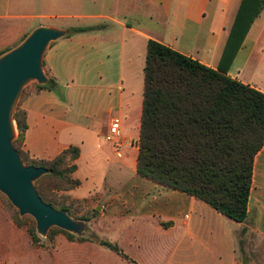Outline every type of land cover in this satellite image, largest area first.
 <instances>
[{"label":"crops","instance_id":"1","mask_svg":"<svg viewBox=\"0 0 264 264\" xmlns=\"http://www.w3.org/2000/svg\"><path fill=\"white\" fill-rule=\"evenodd\" d=\"M240 3L0 0L8 31L20 28L5 53L40 26L87 28L50 43L42 59L48 81L19 97L27 124L22 149L30 159L45 161L70 147L79 149L73 162L79 185L67 193L87 202V227L120 250L59 237L55 252L66 247L67 257H45L27 229L3 213L0 264H44L45 259L53 264H264V145L254 158L244 222L137 173L148 41L218 69ZM227 75L264 93V7ZM115 120L121 159L105 139ZM245 254L250 256L242 262Z\"/></svg>","mask_w":264,"mask_h":264},{"label":"trees","instance_id":"2","mask_svg":"<svg viewBox=\"0 0 264 264\" xmlns=\"http://www.w3.org/2000/svg\"><path fill=\"white\" fill-rule=\"evenodd\" d=\"M263 7L264 0H241L218 69L152 39L147 43L144 65L137 173L194 196L237 222L247 219L254 158L264 145V93L229 77L227 71ZM86 30L77 27L69 30L68 36ZM14 120L18 129L14 147L23 163L49 170L35 183L40 198L74 218L67 207H57L46 198L39 183L44 177L69 180L67 173L76 168L70 163L79 157V149L70 147L49 161L30 159L22 149L26 113L18 106ZM70 182L69 190L79 185L74 178ZM9 216L18 227H27ZM80 220L88 222L90 217ZM26 229L32 243L41 247L35 225ZM65 235L69 240L93 241L120 253L115 244L89 227L78 237ZM47 238L52 240L51 230Z\"/></svg>","mask_w":264,"mask_h":264},{"label":"water","instance_id":"3","mask_svg":"<svg viewBox=\"0 0 264 264\" xmlns=\"http://www.w3.org/2000/svg\"><path fill=\"white\" fill-rule=\"evenodd\" d=\"M68 33L67 30L40 26L16 48L0 57V191L18 209L20 215H31L38 234L46 236L52 227L82 235L87 226L74 220L66 211L44 203L34 181L48 174L44 167L26 166L13 145L15 134L8 121L23 87L31 80L39 84L48 81L42 69L43 54L51 42ZM15 121V120H14Z\"/></svg>","mask_w":264,"mask_h":264},{"label":"rangeland","instance_id":"4","mask_svg":"<svg viewBox=\"0 0 264 264\" xmlns=\"http://www.w3.org/2000/svg\"><path fill=\"white\" fill-rule=\"evenodd\" d=\"M14 1L18 2V0H14ZM52 28H58V27H52ZM8 29H9V25H7V23H5L4 20L0 19V54L5 53L7 51L6 49L11 48V44H13V43H11V40L14 39V37L18 36L17 33L20 30L19 27H16L14 30L15 33H12L13 30L11 32H9ZM58 29L67 30L66 28H58ZM71 29H69V30H71ZM69 30H67V31H69ZM22 38H23V36H22ZM42 69L45 73L43 63H42ZM38 84L39 83L37 80L29 81L23 87L19 97L23 96L27 91H29L31 89L34 90ZM18 102H19V100H18ZM18 102L16 104L15 111H16ZM15 128H16V130H18L17 126H16V122H15ZM17 137H18V134H15V138L13 139V145H14V141ZM18 145H19V143H18ZM70 165H73V162H71ZM67 177L69 178V180L66 178L64 179V178H58V177H44L41 180V182L39 183V188L41 189L43 195L46 198L50 199L57 207H67L68 210L70 211V213L72 214V216H74V218L72 217L74 220L84 222L86 225V222L83 220H80V218H83V217H86L87 215H89V210L87 209L88 204L85 201L73 200L71 198V196L67 193L69 191V188L72 187V183L70 182V179L73 180V173L68 172ZM36 181H34L35 187H36V184H35ZM66 189H68V190H66ZM3 213L8 215V216L10 214L12 217H16V219H18L19 221H23V223L28 228H31V226L34 224L35 229H36L35 219L31 215H20L18 209L11 203V201L7 198V196L0 191V217H1V214H3ZM50 230H51L52 240H49L47 238L48 234L46 236H42V235L38 234L37 229H36L37 234L41 238V240H40L41 244L40 245H42L41 247H38V248H41L44 250V253H45L44 256L45 257L58 256L61 258H66L67 257V251H68L66 247H62L57 252H55V249H56L57 243H58L57 239L59 237H62L68 241L69 239L67 238L65 233H70L76 237H78L80 235L76 234V233H71V232L65 231V230L60 229L58 227H52ZM50 230L48 231V233L50 232ZM86 235H89V233H87ZM70 241H75V240H70ZM247 256H250V255L245 254L244 259H242V262L247 260V258H246ZM260 256H262V255H259V257ZM44 264H53V263H50L47 261V259H45Z\"/></svg>","mask_w":264,"mask_h":264},{"label":"built area","instance_id":"5","mask_svg":"<svg viewBox=\"0 0 264 264\" xmlns=\"http://www.w3.org/2000/svg\"><path fill=\"white\" fill-rule=\"evenodd\" d=\"M119 137H120V125L118 121H112L105 134V139L108 143L115 147V157L121 159L123 157L122 150L119 148Z\"/></svg>","mask_w":264,"mask_h":264},{"label":"bare ground","instance_id":"6","mask_svg":"<svg viewBox=\"0 0 264 264\" xmlns=\"http://www.w3.org/2000/svg\"><path fill=\"white\" fill-rule=\"evenodd\" d=\"M8 128H9V131L10 130H13L14 134H16V128H15V121L14 120H9L8 121Z\"/></svg>","mask_w":264,"mask_h":264}]
</instances>
